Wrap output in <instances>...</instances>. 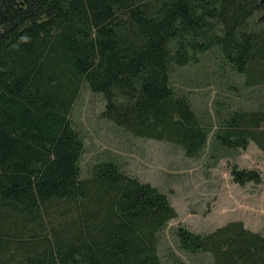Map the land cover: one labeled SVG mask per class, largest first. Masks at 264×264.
Listing matches in <instances>:
<instances>
[{
  "label": "trees",
  "instance_id": "1",
  "mask_svg": "<svg viewBox=\"0 0 264 264\" xmlns=\"http://www.w3.org/2000/svg\"><path fill=\"white\" fill-rule=\"evenodd\" d=\"M263 9V0H0V264H164L177 209L112 157L82 175L75 102L87 85L106 102L103 118L188 158L209 148L216 164L251 141L264 152V104L223 111L217 99L215 121L204 120L172 82L177 68L214 54L243 77V97L261 94ZM231 173L263 181L256 168ZM174 234L208 264H264V231L243 221Z\"/></svg>",
  "mask_w": 264,
  "mask_h": 264
},
{
  "label": "rangeland",
  "instance_id": "2",
  "mask_svg": "<svg viewBox=\"0 0 264 264\" xmlns=\"http://www.w3.org/2000/svg\"><path fill=\"white\" fill-rule=\"evenodd\" d=\"M263 15L264 9L258 16L264 28ZM211 50L218 57V49ZM242 78L230 67L220 66L214 54L206 55L201 63L179 67L172 74L176 90L188 95L199 115L210 121H215L217 99L223 111L224 107L258 108L264 104V88L261 94L253 88H247L244 97L240 94L244 89ZM105 103L101 94L84 85L74 105L73 121L85 141L82 175L94 162L112 157L126 173L152 183L169 196L178 216L169 221L164 231L159 250L164 264H171L167 256L170 249L187 264H192L193 258L195 263H213L208 254L194 256L180 249L174 234L179 225L208 233L231 221H243L252 230L264 231V152L254 141L247 149L235 156H224L216 164H212L209 148L199 158H188L170 142L135 136L103 118ZM234 164L259 169L263 181L235 182L231 173Z\"/></svg>",
  "mask_w": 264,
  "mask_h": 264
},
{
  "label": "flooded vegetation",
  "instance_id": "3",
  "mask_svg": "<svg viewBox=\"0 0 264 264\" xmlns=\"http://www.w3.org/2000/svg\"><path fill=\"white\" fill-rule=\"evenodd\" d=\"M264 2V1H263ZM264 16V15H263Z\"/></svg>",
  "mask_w": 264,
  "mask_h": 264
},
{
  "label": "water",
  "instance_id": "4",
  "mask_svg": "<svg viewBox=\"0 0 264 264\" xmlns=\"http://www.w3.org/2000/svg\"><path fill=\"white\" fill-rule=\"evenodd\" d=\"M264 1V0H263Z\"/></svg>",
  "mask_w": 264,
  "mask_h": 264
}]
</instances>
